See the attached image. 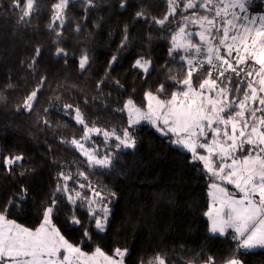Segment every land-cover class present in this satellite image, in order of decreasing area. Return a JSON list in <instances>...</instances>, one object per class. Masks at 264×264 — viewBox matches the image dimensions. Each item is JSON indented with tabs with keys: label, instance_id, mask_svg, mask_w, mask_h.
Masks as SVG:
<instances>
[{
	"label": "trees",
	"instance_id": "trees-1",
	"mask_svg": "<svg viewBox=\"0 0 264 264\" xmlns=\"http://www.w3.org/2000/svg\"><path fill=\"white\" fill-rule=\"evenodd\" d=\"M58 2L34 0L31 14L21 20L26 0L20 7L16 0H0V209L8 206L7 218L35 229L56 199L54 224L68 242L88 253L97 247L109 255L127 249L125 264H149L157 255L166 264H204L209 257L215 264L233 257L243 264H264V249H238L232 232L209 231L205 213L214 175L204 163L151 125L130 126L129 100L145 109L148 93L170 99L183 87L169 79L179 81L187 74L184 53L174 47L173 37L193 9L179 7L173 15L168 0H73L60 24L55 23ZM249 8L263 13L264 0H253ZM165 16L163 24L156 23ZM85 55L88 62L81 69ZM140 58L151 62L148 72L134 66ZM201 72L193 77L194 85L211 72L210 78L239 100L251 82L244 80L245 71L233 77L231 72L221 77L217 69ZM161 85L164 92L157 91ZM237 87L240 91H231ZM34 91L29 109L27 97ZM77 109L87 126L122 138L127 130L135 147L118 148L113 139L112 165L91 164L71 144L86 131L75 119ZM93 139L92 147L106 145L101 135ZM13 156L23 159L5 165L4 158ZM58 185L68 191L57 192ZM75 191L86 199L69 202L68 194ZM93 192L111 206L104 232L95 228L88 208ZM72 216L81 223H71Z\"/></svg>",
	"mask_w": 264,
	"mask_h": 264
},
{
	"label": "snow or ice",
	"instance_id": "snow-or-ice-1",
	"mask_svg": "<svg viewBox=\"0 0 264 264\" xmlns=\"http://www.w3.org/2000/svg\"><path fill=\"white\" fill-rule=\"evenodd\" d=\"M69 0H59L54 7L58 10L57 19H59V11H62ZM91 4L92 0H88ZM170 14H175L176 9L180 7L178 0H168ZM34 0H26L20 17L23 20L31 14ZM247 0H183V10L194 9L191 16H185L184 19L193 24H199L204 29L203 32L196 33L200 38L201 44L175 43L176 49L189 48L195 49L199 54L203 45H207V63L213 68H218V65L213 63V56L216 61H219L223 70L219 71V76L223 77L225 72L231 70L236 75H239L237 67L229 59L220 54V49L223 47L227 56L231 57L235 51L237 53L236 64H242L247 60L254 62V65H259L258 69L254 65H250V69L246 75H255L259 77V88L255 87L252 82H249L247 89L243 91V99L238 103L235 100L212 99L205 97L203 89L207 86L214 90L217 84L216 79H204L198 86H193V70L190 69L186 78L177 81L175 76H170L169 79L183 85L178 92H172L170 99H158L152 93L147 96L150 101H155L156 107L153 108L149 104L148 113H140V109L135 108L133 101L129 100L125 104V108L129 111H135L142 118L149 120L154 126L157 120L161 121L164 128H158V131L165 135L168 133L174 134L177 138L172 141L174 144L187 149L192 153L193 160L204 162V167L214 176H219L222 180H227L230 184H235L243 196L240 199L222 200V208L215 211V215L210 210L205 215L209 216L212 223L209 231L213 234L219 233L225 235L227 229L233 230V239L238 241L237 248L251 251L257 248L264 249V96H259V93H264V14L259 16H240L231 9L239 8L241 12H247ZM16 7H20V0H16ZM123 7V4L121 5ZM203 9V12L199 10ZM143 13H137V16H142ZM168 17L156 23L163 24ZM237 21H246L240 23V29H237ZM184 28L181 27L177 35L184 34ZM191 35V34H189ZM176 36L173 37L175 42ZM216 41L213 44L212 41ZM231 41V43H229ZM241 47L246 55H241ZM63 52V49L58 50V55ZM39 55V50H37ZM116 58L113 57V60ZM185 57H181L184 60ZM88 62L87 55L83 56L80 61V67L83 69ZM187 63L192 65V60L188 59ZM203 68L204 62H198ZM150 61L138 59L135 67L148 72ZM211 77V72H208ZM231 80V77H225ZM158 92H164V85H161ZM227 87H221L218 96L227 97ZM231 91H240L239 87ZM36 97V92H32L27 97L26 106L31 108V101ZM183 97V99H178ZM258 104L257 107H249V102ZM69 107H71L69 105ZM260 113V115H257ZM75 119L77 123L84 125L86 131L84 139H89L88 133L95 132L99 134L101 129L89 128L84 121L83 115L76 110ZM251 121V123H250ZM138 121H133L136 123ZM216 125L214 127L213 125ZM223 126L221 128L220 126ZM166 129V131H165ZM207 130V131H206ZM211 140L209 142V135ZM103 135L115 136V132H104ZM223 136V141L219 138ZM204 138V142H199L200 138ZM119 141L117 147L134 148L136 141L127 130L121 136H115ZM71 144L82 149L83 145L73 139ZM245 145L249 147L245 149ZM197 148L204 149L208 155H201L197 152ZM246 152L242 157L237 158L236 153ZM88 155L89 161L102 167H110L112 159L105 156L98 159L94 155ZM219 154L222 160L231 159V163L226 167L229 169L226 175L221 176L224 172L225 165L221 164L218 171L213 169L212 157ZM23 159L22 156L5 157V165H15ZM60 175H63L61 173ZM83 175V173H81ZM70 176H64L65 180L70 179ZM81 187H84L81 185ZM212 188H218V185L212 184ZM57 192H67V186L61 188L59 185ZM219 191L226 195V191L220 188ZM25 190H21L20 198L23 199ZM76 197H82L81 193L76 192ZM99 195V193H97ZM210 195H214L210 193ZM258 197V198H257ZM215 198V197H214ZM69 202L75 203L71 195L68 196ZM9 205L12 201L8 202ZM57 200H51L49 206L44 209L43 221L38 228L31 230L22 227L13 220L7 218L8 206L0 209V264H99L100 258L104 264H124V257L128 254L127 249L121 250L116 248L112 256H108L101 248L97 247L92 254H87L80 247L69 243L52 225V215L56 207ZM227 207V212H223V207ZM103 213V217L92 213V219L95 221V228L99 232H104L109 209L106 207L99 210ZM71 223L80 224L81 221L75 216L71 217ZM84 236L88 237V231L84 232ZM143 264V262H142ZM149 264H166V261L161 256L157 255L154 261H149ZM204 264H215L212 257H209ZM225 264H243L239 258L233 257L225 262Z\"/></svg>",
	"mask_w": 264,
	"mask_h": 264
},
{
	"label": "rangeland",
	"instance_id": "rangeland-1",
	"mask_svg": "<svg viewBox=\"0 0 264 264\" xmlns=\"http://www.w3.org/2000/svg\"><path fill=\"white\" fill-rule=\"evenodd\" d=\"M71 1H73V0H69V3L71 2ZM253 0H247V5H246V7H247V9H248V11L247 12H245L246 14V16H259V15H261V14H264V12L263 13H259V12H256V11H252L251 10V8H249V5L251 4V2H252ZM68 3V4H69ZM178 3L180 4V8H182L183 9V0H178ZM67 4V5H68ZM67 7V6H66ZM65 7V8H66ZM65 8L62 10V11H59V19H57L56 17H57V13H58V10L56 9V14H55V23H60V24H63V22H64V11H65ZM179 8V7H178ZM177 8V9H178ZM176 9V10H177ZM188 10H191V9H188ZM193 11H196V10H191V11H189V13L187 14V16H191L192 15V13H193ZM200 12H203L202 10H199ZM238 15H240V9L239 8H237V12H236ZM243 23H246V21H242ZM193 25V23H190V22H188V21H186L185 20V24H184V26H183V28H184V34H190V33H194V32H196V31H194L192 28H191V26ZM195 25H198V24H195ZM242 30V29H241ZM194 31V32H193ZM178 34V33H177ZM183 34V35H184ZM182 35V36H183ZM187 36H189V35H186V37ZM197 40H198V42H197V44L199 45V44H201L202 42L200 41V38L198 37L197 38ZM179 41H180V37H178L177 36V39H176V43H179ZM192 41V40H191ZM191 41H188V43L189 42H191ZM213 42V41H212ZM180 43H181V41H180ZM181 44H183V42L181 43ZM178 51H181L182 53H184V57H185V60H186V66H185V68H186V73L188 72V70H187V60L188 59H191L192 60V63L193 62H195L197 59H200V56H203V55H206L207 54V45L205 44V46L203 45V49H202V53L200 52L199 53V56L196 54L194 57H190V56H193L194 55V51H195V49H193V48H189L188 50H185L184 48L181 50V49H178ZM241 52H243V48L241 47ZM240 52V54L241 55H243V53H241ZM220 54L222 55V56H225V57H227L228 59H229V61L231 62V63H233V66L234 67H237L238 68V71H239V75L241 74V73H243V71H245V73H247L249 70H251V69H249V67H244L245 65L242 63V64H239V65H237L236 64V60H237V53L234 51L233 53H232V57H228L227 56V52H226V50L223 48V47H221V49H220ZM141 59V58H140ZM143 60H145V59H143ZM148 61V60H147ZM213 61H215L220 67H221V69L223 70V67L224 66H222L221 64H220V62L219 61H216L215 59H214V57H213ZM139 68V67H138ZM150 68H151V64L149 65V69H148V71L150 70ZM206 68H208L209 70H211V68L210 67H205V68H203V69H201V70H199V71H197V72H195V73H193V77H195V76H198V75H201V71H203L204 69H206ZM259 68V65H255V69H258ZM141 69V68H140ZM221 69H217V70H219V71H221ZM143 70V69H142ZM212 70H216V69H212ZM211 70V71H212ZM227 72H231V77H233V76H239V75H236V74H234L231 70H228ZM226 73V72H225ZM246 77H248V79H251V82L254 84V86L255 87H257V88H259V83H258V80H259V77H257L256 75H255V72L253 73V75L252 76H247L246 74H245V76H244V80H247L246 79ZM208 79H212V78H210V77H208ZM241 80H243V78H241ZM200 81V83L201 82H203V81H201V80H199ZM248 81V80H247ZM195 83L193 82V86L194 87H196V85H194ZM222 86L217 82V84H216V86H215V89L214 90H212V89H209L207 86L202 90L203 91V93H204V96L205 97H209V98H212V99H225V102H227L228 100H235L237 103L240 101L236 96L235 97H231L230 96V92L228 91V94H227V97L226 98H224V97H221V96H218L217 95V93L219 92V89L221 88ZM179 90H176L175 92H178ZM153 94V93H152ZM154 96H156L158 99H161L160 97H158L156 94H153ZM258 95L259 96H264V93H259L258 92ZM147 99H148V102H147V106L145 107V109H142V108H140V107H138L137 105H135L134 103V106H135V108H138V109H140V113H148L149 112V104L151 103L152 104V106H153V108H155L156 107V104H155V101H150L149 100V98H148V96H147ZM178 99H183V97H179ZM32 102V101H31ZM127 104V103H126ZM255 105H258V104H252L251 102H249V107H257V106H255ZM261 107H264V106H261ZM126 110H127V113H128V115H129V120H130V126L131 127H137L138 125H140V124H149V125H151L157 132H159L160 134H162V135H165L163 132H161V131H158L157 129L158 128H164V125L161 123V121H159V120H157V122H156V125L154 126L149 120H147V119H144V118H142L141 117V115H139V114H137L135 111H129V109L128 108H126ZM257 115H260V113H257ZM133 121H138V122H136V123H133ZM250 123H251V121H250ZM214 127H216V125L214 124L213 125ZM89 128H92V127H90V126H88ZM221 128H223V126L221 125L220 126ZM95 128H98V127H95ZM100 129V128H99ZM165 131H166V129H165ZM207 131V130H206ZM104 132H108V131H102L101 130V132L99 133V134H97V133H95V132H92V133H88V136L90 137L89 139H84L83 137H82V139L81 140H78L82 145H83V148L82 149H80L79 148V151L88 159V155H86L85 154V150L88 152V154L89 155H94L96 158H98V159H101V158H104L105 156H107V157H110L111 159H112V154H113V150L111 151V149L109 148V144L111 143V140H113V139H115V136H117L116 134H115V136H112V135H109L108 137H105L104 135H103V133ZM108 133H112V132H108ZM85 135V134H84ZM98 135H101V136H103V139H104V143L106 144L104 147H102V149L101 150H99L98 148H95V147H92V145H94V143H95V140L93 139V138H95V137H97ZM166 135H170L171 137H172V141H174L177 137L174 135V134H172V133H168V134H166ZM208 135H209V142H210V140H211V133H208ZM221 141H223V136H221L220 138H219ZM199 142H204V138L203 137H201L200 138V140H199ZM118 143H119V141H118ZM174 144V143H173ZM176 147H178V148H180V149H182V150H184V151H187V152H189L187 149H183L181 146H179V145H177V144H174ZM120 147H122V148H124L123 146H120ZM120 147H118V148H120ZM245 147V149H247L249 146L248 145H245L244 146ZM124 149H127V148H124ZM99 150V151H98ZM197 152L199 153V154H201V155H205V156H207L208 155V153L204 150V149H200V148H197ZM191 153V152H190ZM246 154V152H239V151H237V153L235 154L236 155V157L237 158H239V157H242L243 155H245ZM89 160V159H88ZM91 164H93V165H96V164H94L93 162H91V161H89ZM203 162V161H202ZM204 163V162H203ZM212 163H213V169L214 170H216V171H218V169H219V166L221 165V164H224L225 165V170H224V172L223 173H221L220 175L221 176H223V175H226L227 174V172L229 171V169L226 167V165L227 164H230L231 163V159H224V160H222L221 158H220V156H219V154H217V155H214L213 157H212ZM96 166H100V165H96ZM102 167V166H101ZM212 184H216V185H218V188H212V187H210V193H212V194H214V195H210V207H209V210H208V212L211 210L212 212H213V215H215V211L217 210V209H221L222 208V204H221V201L222 200H227L229 197H231L232 199H240L242 196H243V193H241L240 191H239V189H237L236 188V186H235V184H230V183H228V181L227 180H222V179H220L219 178V176H214V180H213V182L211 183V186H212ZM220 188H223V189H225V191H226V195L225 194H223V193H221L220 191H219V189ZM76 192H79V193H81V196H82V192L81 191H75L74 193H72V194H68V195H71L72 197H73V200L76 202L77 200H79V199H81V198H78V197H76V195H75V193ZM215 197V198H214ZM258 198V197H257ZM104 200V197L101 195V194H99V195H97V192H93V195H92V197L87 201V204H88V208H89V210L91 211V214L93 213V212H95L96 214H98V215H100L101 217H103V213L102 212H100L99 210L101 209V208H104V207H106L107 209H109V213H108V218H107V223H106V227H105V229L107 228V225H108V219H109V216H110V211H111V206H110V208H109V203L108 202H104L103 201ZM227 207L226 206H224L223 207V212H227ZM207 212V213H208ZM207 218L209 219V221H210V227H211V223H212V221H211V219H210V217L209 216H207ZM10 220V219H9ZM18 224V223H17ZM20 225V224H19ZM52 225L56 228V229H58L57 228V226L54 224V222H53V218H52ZM22 226V225H21ZM40 226V225H39ZM38 226V227H39ZM22 227H24V226H22ZM37 227V228H38ZM30 229V228H29ZM36 229V228H35ZM35 229H31V230H35ZM59 230V229H58ZM60 232V231H59ZM227 232H232L233 233V230L232 229H227L226 230V233ZM225 233V234H226ZM60 234L62 235V233L60 232ZM216 234H219V233H216ZM234 234V233H233ZM63 236V235H62ZM64 237V236H63ZM70 243V242H69ZM72 245H74V244H72ZM74 246H78V247H80L81 248V246L80 245H74ZM257 249H260V248H257ZM81 250L83 251V252H85L82 248H81ZM254 250H256V249H254ZM94 252V251H93ZM93 252H85V253H87V254H92ZM108 256H112V255H109V254H107ZM126 257V256H125ZM124 257V258H125ZM99 264H104V262H103V259L102 258H100V261H99ZM124 264H125V262H124ZM225 264V263H224Z\"/></svg>",
	"mask_w": 264,
	"mask_h": 264
},
{
	"label": "crops",
	"instance_id": "crops-1",
	"mask_svg": "<svg viewBox=\"0 0 264 264\" xmlns=\"http://www.w3.org/2000/svg\"><path fill=\"white\" fill-rule=\"evenodd\" d=\"M246 13L245 12H241L240 11V16H246L245 15ZM240 23H242V21H237V29L238 30H241L240 29ZM191 28L194 30V31H196V32H194V33H190L191 35H189V34H184L183 36L182 35H176V37L178 36V37H180V41H181V43L183 42V44H188V41H191L193 44H197V42H198V40H197V38L199 37L198 35H195L196 33H200V32H203L204 31V29L203 28H201L200 27V25L198 24V25H195V24H193L192 26H191ZM179 33V32H178ZM186 35H189V36H187L186 37ZM180 41H179V44H181L180 43ZM176 43V41L174 42V44ZM213 44H216V41L214 40L213 42H212ZM229 43H231V41H229ZM198 45V44H197ZM204 46H205V44H204ZM179 49H183V48H179ZM178 50V49H177ZM195 52V51H194ZM203 51H201V53H202ZM208 53V52H207ZM241 53H243V52H241ZM197 53L195 52L194 53V55L193 56H190V57H194L195 55H196ZM198 56H199V54H197ZM209 55V54H208ZM243 55H246L245 53H243ZM214 57V56H213ZM232 57V56H231ZM244 65H245V67H248V66H250L251 64H250V62H249V60H247L246 59V62L245 63H243ZM253 65H254V62H253ZM254 68H255V65H254ZM251 102V101H250ZM252 103V102H251ZM253 104V103H252Z\"/></svg>",
	"mask_w": 264,
	"mask_h": 264
},
{
	"label": "built area",
	"instance_id": "built-area-1",
	"mask_svg": "<svg viewBox=\"0 0 264 264\" xmlns=\"http://www.w3.org/2000/svg\"><path fill=\"white\" fill-rule=\"evenodd\" d=\"M201 10L203 11V9H201ZM231 11L237 12V8L236 9H231ZM207 57H208V53L206 55L201 56L200 59H197L195 62L192 63V65L187 64V70L189 71L190 69L194 68L195 70H193V73H195V72H197V71H199V70H201V69H203L205 67H210L211 70L212 69H218V68L221 69V67L215 61H213V63L218 65V68H213L211 65H209L207 63ZM201 61L204 62L203 68H201L200 64L198 63V62H201Z\"/></svg>",
	"mask_w": 264,
	"mask_h": 264
}]
</instances>
